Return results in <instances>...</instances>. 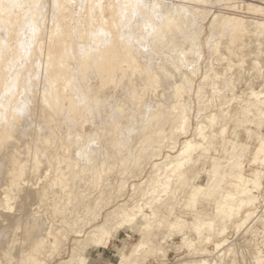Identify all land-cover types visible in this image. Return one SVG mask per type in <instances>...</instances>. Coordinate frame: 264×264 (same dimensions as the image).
<instances>
[{
    "label": "bare ground",
    "instance_id": "obj_1",
    "mask_svg": "<svg viewBox=\"0 0 264 264\" xmlns=\"http://www.w3.org/2000/svg\"><path fill=\"white\" fill-rule=\"evenodd\" d=\"M103 1L105 0H51V10L47 11L45 18L49 27L42 29L37 19L39 14H43L45 1L0 0V264H47L45 256L58 253L69 235L68 230L55 225V222L69 224L73 232H82L83 227H86L85 224L93 222L91 217L99 216L104 203L106 205L111 202L110 200L113 201L111 199L115 191L113 183L116 181L114 167L118 163L116 162L118 155L122 158L119 163L124 164L121 174L129 172L127 179L125 177L117 181L118 198L125 196L126 184L137 172H142V168H146L149 164L150 171L148 170L149 173L143 180L135 182L133 192L130 194L131 201H125L123 198L124 201L109 209L102 222L92 224L85 236L73 239L72 257L90 245L98 246L104 241L111 243L118 229L129 226L139 229L141 233L136 234L138 238L131 245L123 242L120 252L116 254V264H143L146 259L145 256L141 257L143 249L164 256L157 264H168L164 261L165 257L169 255V250H174L177 246L180 248L184 246L187 253L179 255L170 264H264V247L249 245L256 236L264 234V189L259 186L260 179L264 176V169L258 167H264V132L258 133L250 124L245 126L247 138L253 135V143H255L249 151L252 156L250 163L246 164L244 161L247 158H241L240 162L235 163L236 165L227 171L229 181L226 182L228 186L224 185L227 186L225 189L223 186L224 191L212 188L207 190L208 186L204 183L195 182L196 186L191 192L193 200L190 199L189 203L195 207V202L199 200H197L198 195L199 198L209 196L215 199V195L219 194L220 198L215 200H210L211 198L208 197L207 201L213 205V211L200 208L197 213H192L195 216L189 223L180 217L169 222L174 232H180L177 234L181 236V243L171 242L174 233L169 235L166 233L164 237L159 238V242H155L152 238H144L145 233L151 232L154 219L159 217L155 207L162 204L169 208L170 204L167 198L164 200V196L174 198L181 192L180 185L176 186V191H172L173 181L185 179L190 163H196L198 156L206 154L207 149L212 148L213 153H219L222 145L220 143L216 145L215 141L218 130L212 129L218 127L220 123L218 118L228 115V110L225 111L224 103L221 102L223 98L226 99L224 94L218 96L219 103L216 109L209 111L197 121L192 134L185 136L182 142L178 139L180 135L183 136L189 131L192 111L190 94L193 89L197 91L198 97H201L202 81L211 77L212 71L219 70V65L227 60H230V64L225 68L231 72L227 76L228 80L223 78L220 82L226 85L225 82L232 83L234 80L235 75L232 71L235 67H242L238 61L240 56H244L240 51L246 44L237 43L242 40L245 31L257 29L253 25L254 20L237 18V21L241 22L239 26L241 35L235 37V43L227 39L222 46L217 47L216 50L218 53L222 51V55L218 54L211 59L208 57L210 62L207 58L206 72L195 86L194 76H197L200 64L197 63L198 65L195 66V59L190 51L195 50L199 55L196 61L200 59L203 24L199 21V17L200 13H206L205 9L192 10L171 0H111L112 11L109 18L104 15L103 6L99 8L100 14L96 13V9ZM199 1L206 6L215 0ZM76 2L84 12L90 5V10L88 9L90 12L85 16L89 14L87 17L96 24L87 34L83 32L80 38L85 40L84 44H80L83 61L74 73H80V69L87 71L97 64L100 58L104 59L111 46L116 49L115 39L122 40L124 36L129 35L130 29H133L134 34L131 35L137 39L141 48L150 44L154 56L149 58L150 61L167 53V56L171 57L166 60L161 59L163 65L173 64L175 70L179 72L177 73L179 75L175 74L171 81H166V96L160 95V98L155 99L151 97L156 93L154 92L142 97V105L137 100L127 106L126 101L117 104V97L111 98L108 92L97 100L87 99V94L78 93V88H72L75 95L67 96L65 88L60 94L57 86L51 85L59 79V74L54 72V69L56 66L66 69L69 66L62 59L56 62L47 58L50 55L49 50L42 46L41 58L32 62L37 69V73L34 74L41 77L40 85H34L40 96L33 98L34 89L31 88L32 92H28L26 87H22L19 77L23 75L27 77L31 74V69L24 73L22 69L31 59H35L33 54L29 55L32 45L64 41L62 20L67 18L65 13H68V7ZM21 10L24 11L23 20L15 29L14 51L12 56L7 57L5 49L10 44L12 25L17 23ZM61 10L64 13H60L59 18L55 13ZM222 15L214 16L211 28L221 20ZM202 17V19L206 18L205 15ZM82 23L83 18H80L79 24ZM111 26L119 31L118 36L114 35ZM2 32L5 38L1 36ZM41 32L46 34L43 36V41L37 39V35ZM66 33L69 36V33ZM103 44L105 47L102 46ZM209 44L211 47L210 39H208ZM259 48L256 62L264 67V62L261 61L264 47ZM96 51L100 53L99 57L95 54ZM126 52L129 54L128 50ZM122 62L124 60L120 61ZM2 69L7 71L2 74ZM248 70L251 78L250 81L245 80V87L248 85L249 88L255 69ZM66 82L68 83V80ZM210 82L215 85L219 83L214 78H210ZM238 82L240 81L232 83L234 89ZM157 90L155 88V91ZM241 96V94L231 96L230 103L225 104V107L226 105L237 107ZM247 97L253 102L250 106H245V109L259 112V116L263 118L264 85L258 90L251 87ZM132 105L140 107L139 111L133 112ZM101 107L108 110L103 116L99 112ZM203 109H208V105L199 102L197 117ZM219 109H223L222 113ZM241 109L242 106L236 114H239ZM48 116L50 119L47 118ZM249 116L255 117L253 113L248 114L247 119ZM86 123L93 126L89 131H83ZM64 124L66 130L63 128ZM225 130L224 127L220 133ZM100 132L104 134V147L99 144ZM134 133L142 136L132 139L130 136ZM238 137L241 139L240 135ZM239 138L234 137L235 141ZM113 146L116 151L111 148ZM164 146H178V149L174 153L170 151L164 153L159 161L151 162L149 158L147 159L149 155L160 154ZM142 156L146 158L143 159ZM253 164L257 165V168L252 170ZM196 165L199 169V163ZM247 165L248 169L251 168V177L244 174ZM53 167H56V170L61 169V174H53ZM113 171L115 173H112ZM26 179L34 183L26 187L24 182ZM36 180L40 181L37 186ZM218 182L220 183L221 179H218ZM110 185L114 186L109 189ZM251 185L260 188L257 194L251 192L249 188ZM50 187L52 191L48 193ZM82 187L85 189L81 191ZM106 187L109 191L105 190ZM12 193L21 197V205L17 210L12 206ZM96 206L98 209H95ZM216 209H220L221 215L215 220L213 218L216 217ZM186 212L191 214L188 210ZM20 217H22L21 221H13ZM256 217L257 220L250 231L245 232L247 228L245 226ZM157 222L160 223V220ZM233 229L237 236L242 231L243 235L248 233L250 237L244 236V240L240 241L241 239L238 240L236 236L230 240L229 236ZM191 233H194L195 237H192ZM50 236L54 238V242L49 243ZM204 242L212 243L213 247L203 246ZM262 242L264 243V240Z\"/></svg>",
    "mask_w": 264,
    "mask_h": 264
},
{
    "label": "rangeland",
    "instance_id": "obj_2",
    "mask_svg": "<svg viewBox=\"0 0 264 264\" xmlns=\"http://www.w3.org/2000/svg\"><path fill=\"white\" fill-rule=\"evenodd\" d=\"M42 1L46 2V6L42 11L43 14H39L37 23H40V27L43 29V27L45 28L49 27V24H47V20H45V18L47 17V11L51 10L50 7L51 0H42ZM171 1L188 6V8L192 10H195L196 8H201L206 10V13L204 14L200 13L202 16L205 15L206 18L202 19L203 17L201 15L199 17V21L203 24V29L201 31V37H200V40L202 42V45L200 46L202 50L201 51L202 54L199 59L200 61L199 60L196 61V59H198L196 57L199 56L197 52L195 50L190 51L192 54L191 56L195 59L194 60L195 66L200 64L198 65L200 69L198 73H196L197 76L196 77L194 76L195 86L196 84H198L200 79L203 78L206 72L207 68H205V62L207 61L210 62V59L213 56L217 57L218 54L222 55V51H219L218 53V51L216 50L217 47L222 46V44H224V42L227 39H229L232 43H235L236 42L235 37L241 35V31L239 30V26L241 22L237 21V18L240 17L243 19H253L254 20L253 25L256 26L257 28L254 31L252 30L245 31L243 33L244 35L242 40L239 43H237L240 45L245 42L246 44L243 45L240 51L241 53H243L244 56H240L238 61L240 62L242 67L237 68L234 66L235 69L232 71L233 75H235L232 83L233 82L236 83L237 81H240L237 84H235V89L234 87H232V83H230L229 81L224 83L226 85H223V83L220 82V80L223 78L225 80H228L227 76L231 72V70H227L225 68L230 64L229 63L230 60H227V62H225L224 64L219 65V70L212 71L211 77L209 76L202 81L203 93L201 97L200 96L198 97L197 91H195L194 89L190 94L192 100L190 127L187 134H183V136L180 135L178 139L179 142H182V140L186 138L185 136H189L190 134L193 133L194 125H196L198 120L203 118V116H205V114H207L209 111L216 109L219 103L217 99L218 96H220V94H224V96L226 97V99L223 98V101L221 102L222 104L224 103L223 107L225 108V111L228 110V115L221 116L220 118L217 119L218 121H220V123L217 125L218 127L215 126L217 128L211 127L213 128L212 130L215 131L218 130L217 133L215 132L216 133L215 141H216V145L218 143L222 145L221 149H219V153L217 154L213 153L214 151L212 150V148L207 149L206 154H200L198 156L199 159H197L196 163L193 162L190 163L185 179L180 178L178 181H173L172 191H176V186L180 185L179 188L180 189L182 188L180 190L181 192L177 194V196L174 198L173 197L168 198L167 195L164 196L165 198L164 200H166L167 198L170 207L166 208V206H163L162 204L157 205L155 207V211L157 210L159 212V217L154 219V224L151 232L144 234V238H148V239L152 238L155 240V242H159V238L161 236L164 237L166 233L168 235L174 233L171 242L173 241L175 243H181V236L178 235L180 234V232L179 231L174 232L169 222H172V220H176L177 217H180V219H186V222L189 223L193 220V217L195 216L192 213L194 214L197 213L200 208L206 209L208 211H213V205L207 201L209 196L205 198L203 197L199 198L198 195L197 200L198 199L199 200L197 201V203L195 202L196 204L195 207L191 203H189L190 202L189 200L192 199L191 192L196 186L195 182L204 183L205 186H208L207 190H210V188H212L213 190L224 191V189L228 186L226 182L229 181V177H228L229 175H227L228 173L227 171H229V169H232V167H234L238 162H240L241 158H247L244 160L246 161L247 164L250 163V159L252 157L249 154V151L251 150L252 146H254L255 144L253 143L254 136L251 135L249 138H247L248 135L245 131L246 124L253 125L254 127L253 129L257 130L258 133L264 132V117L263 118L260 117L259 112L245 109V106H250V104L253 102V100L247 97L249 91L251 90V87L254 90H258L264 85V67L259 66L258 63L256 62L257 60L256 54L260 50L259 47H264V23H262V21H264V0H215L214 2L211 1V3L206 4V6H204V4L199 0H171ZM111 3H112L111 0L103 1L102 3H100L101 5L98 6V8L96 9V13L99 15L101 12L99 8H102L103 6L104 15L110 18L112 11ZM85 6L86 5L84 4V7ZM88 9L90 10V5L88 8H86V11L84 12V10L80 9V4L77 2L74 3L73 6L68 7L67 9L68 13H65L67 18L62 20V24H63L62 29L65 33L64 41H60L54 44H52L51 42L42 45L39 44L32 45L31 50L29 51V55L31 56L33 54L34 55L33 58L35 59H31L30 62L22 69L23 73L31 69L30 75H27V77L24 75L19 77L22 87L24 86L27 88L28 92H32L31 88L34 89L35 84L40 85L41 83L40 75L36 76L34 74V72L37 73V69L36 66L32 64V62L34 60L38 61L39 58H41L40 47L42 46L45 47V49L47 48L49 50L50 55L47 58H51L56 62L58 61V59H62L64 63L67 66H69V68L67 69L61 68L60 66H56L54 69V72L59 74V79L57 80L58 82L52 83L51 85L52 87L57 86L60 94L63 93V88H65L67 96L75 95V92H73L72 90L78 88L79 89L78 93L81 92L86 93L87 99L92 98L93 100H97L103 98L106 92H108L109 95H111L110 96L111 98L117 97V104H123L126 101L127 106L132 102L135 103L137 100L138 103L142 105L143 104L142 97L144 95H149V94L151 95L154 92H156L155 93L156 95L157 93L159 95L156 96L155 94L154 95L152 94L151 97L155 99L156 98L158 99V97L160 98V95L166 96L167 93L166 81L167 80L171 81L173 76H175V74L179 72L175 70V66L173 64L167 66L165 65L166 67L163 65L161 59L166 60L171 57L170 55L167 56V53L163 54L162 56L159 55L160 57H158V59H154L153 61H150L149 58L154 57L153 54L151 53L152 48L150 44H147L145 47L141 48V46H139L137 39L135 37H132L131 35L134 34L133 29H130V32L128 33L129 35L124 36L122 40L115 39L116 49H114L113 46H111L109 51L105 54L106 57L104 59L100 58L99 61H97V64H95L87 71L80 69L79 70L81 71L80 73H74L75 69L80 68L79 65L83 61L82 59L83 53L82 50L80 49V44H84L85 40L80 38L83 35V32L84 34H87V32L93 29L96 24L94 21H92L91 18L87 17L89 16V14L85 16L86 13L90 12ZM72 12L73 14H71ZM60 13H64V12L61 10V12L58 11L57 13H55V15H57L60 18ZM220 13L223 14L221 20L215 23L211 28L210 27L212 24L211 21L213 20L216 14L221 15ZM23 14L24 11L21 10L17 23L12 25V30H11L12 32L10 33L9 36V38L11 39L10 44L8 45V48L5 49L7 57L12 56V53L14 51V46L16 43L15 29L17 25H19L22 22ZM80 18H83L82 24H79ZM111 28L113 29L114 35L118 36L119 31L115 29L113 26H111ZM66 32L69 33V36L66 35L67 34ZM44 34H45L44 32L39 33L37 35V39L43 41ZM209 35L210 38H208ZM1 36L5 38V34H3V32ZM208 39H210L212 43L211 47L210 44L208 45ZM102 46L105 47V44H103ZM125 49L129 51V54L126 52ZM95 54L98 57L100 55V53H98L97 51ZM47 58H45V60ZM207 58L209 60H207ZM121 60H124V62L120 63ZM261 61L264 62V54L261 57ZM209 62L206 64V67L209 64ZM216 62L219 61L216 60ZM248 69L251 70L255 69V72L252 75L253 81L251 82V84H249V88L248 85L245 87L246 85L245 80L250 81L251 78V74H249ZM6 71L7 70L2 69V74H4ZM210 78L217 79L219 83H217L216 85L211 84ZM66 80H68V83L66 82ZM155 88H157L158 89L157 91L159 92L155 91ZM21 90L22 88L19 89V91ZM239 94L242 95L240 97V101H239L240 104L238 105L239 107L238 106L234 107V105L227 107V105L231 101V96L233 97ZM32 95L33 98L40 96L39 91H36V89H34ZM199 102H201L202 104L206 103L208 105V109H203L199 114V117H197L196 113L198 110ZM105 103H107V101H105ZM225 104H227L226 107ZM233 104L235 103L233 102ZM240 106H242V109L239 114H236V112L240 110ZM139 108L137 105L134 106L133 112H138ZM219 110L220 112L221 110L223 111V109H219ZM105 111L106 113L108 112V110H105V107H101V109H99V112H101V116L104 115ZM250 113H253L255 115V117L249 116V119L254 118L253 120L247 119V115ZM47 118L50 119V116H48ZM92 120H94V118ZM92 127L93 126L91 124L86 123L84 125L83 131L84 130L89 131L90 128ZM224 127L226 128V130L221 134L220 130H222ZM63 128H65V130L67 129L66 124L63 125ZM211 128L208 129L210 133H211ZM99 134L102 135V137L99 135V144L102 147H104V142H105L104 134H101V132ZM239 135L241 136V139L238 137ZM138 136H142V135L134 133L130 137L132 139H137ZM234 137L239 139L235 141ZM65 140L70 141L69 139H65ZM111 148L115 150L114 146ZM163 148L164 149L161 151L160 154H158L157 156L149 155L147 159L149 158L151 162L159 161L166 154V152L170 151L174 153L178 149V146L176 147L164 146ZM234 153L236 155H234ZM143 156L142 158L145 159L146 156L145 157ZM121 159H122L121 156L118 155L116 159V162L118 163L115 166L116 168L114 167V170L116 172L115 175L116 181L115 183H113L115 184L114 197L111 198L113 199V201L110 200L111 202L110 203L108 202L106 205L104 203L105 208L104 206L101 208L102 210H100L99 216L98 215H95L96 217L92 216L91 220H93V222L91 221V223L88 225L85 224L86 227H83L84 230L82 232L80 231L73 232L69 224L55 222V225L68 230L69 235L66 240V243L62 246L61 250L58 253H55V255L53 254V255L45 256V260L47 264H107V263L116 264L117 262L116 254L120 252L122 245H124L123 242L125 241L129 245H131L137 240L138 236L136 234L141 233V231L135 227L125 226V227H121L115 232L114 238L111 243L109 242L107 243V241H104L103 244L98 246L90 245L86 249H83L75 257L71 256L73 239L75 237L85 236L86 232L90 229V226L92 224H97L99 222H102L106 216V213H108L117 203L122 202L124 200L131 201L132 198H130L131 197L130 194L133 192V188L135 187V182L143 180L150 171L149 169L150 164L147 165L146 168L144 167L145 169L142 168V172L138 170L140 173L137 172L135 174V177L131 178L129 182L126 184V189H127L126 193H125L126 189L124 188L125 196L118 198L117 196L118 191L116 190L118 184L117 181H119L118 179L121 180V178H125V177H126L125 179H127L129 173L128 171H126V173L121 174V168L124 167L123 166L124 164L119 163ZM50 160L52 161V163L56 164L54 160L52 159ZM198 163H199V169H201V171L197 168L196 164ZM248 167L249 166L247 165V170L244 169V174L246 176L251 177L252 175L251 168L248 169ZM258 167L259 169H264V167L261 166ZM256 168L257 165L253 164L252 170ZM56 169H57L56 167H53L52 173L61 174V169L60 170L59 169L56 170ZM115 172L113 171L112 173ZM198 176H200V178H197ZM263 178L264 176L261 177L260 179L261 184L259 185L261 186L262 189H264ZM218 179H221L220 183L218 182ZM27 180L28 179L24 181L26 187L34 183V182L33 183L29 182L30 180L29 181ZM38 182L40 181H37L36 186L40 184V183L38 184ZM111 186L113 187L114 185H110L109 189L112 188ZM223 186L224 189H222ZM84 187H88V186L84 185ZM84 187H82L80 190L82 191V189H85ZM249 188L252 190L251 192L254 194H257V190L260 189L255 185H251ZM107 189L108 188L106 187L105 190ZM51 191L52 189L50 187L48 189V193H51ZM12 196H13L12 206H14L15 209L17 210V208H19L21 205V197L13 193ZM220 196L219 194H216L215 199L220 198ZM123 198L125 199L122 200ZM209 198H211L210 200H215L212 197ZM95 209H98V207L96 206ZM186 210H188V212L190 211L191 214L187 213ZM216 211H217L216 217L213 218V215L211 216V218L215 220L219 215H221V213L219 214L220 209H216ZM93 217H95V219H93ZM21 220L22 217L13 221H21ZM159 220L160 223L157 222ZM256 220L257 217L254 218L249 224H247V226H245L247 227L245 229V232L250 231V228L252 227V225L255 223ZM257 225L260 227L259 224ZM242 233H243L242 231L239 232V236H237L235 229H233L232 234L231 236H229V238L230 240H233L237 236L238 240L241 239L240 241H243L244 240L243 238H245L244 236H246V238L250 237L248 233L247 235H243ZM191 235L192 237H195L194 233H191ZM262 235L264 234H259L258 236H256V239H253L249 243L250 247H255V245H260V247L263 248L264 243L262 242V240H264V237ZM48 239L50 240L49 243L54 242V238L52 236H50ZM203 246H210L211 248L213 247L212 243H208V242L207 243L204 242ZM168 253L169 255L165 257L164 261L170 264L171 262H174L179 255L181 254L186 255L187 251L184 248V246H182L181 248L180 246H177L176 249L169 250ZM144 256L146 257V259L143 262V264H157V262L161 258H164V256L161 255L160 253H156L155 251H149V250L146 251L145 249H143L141 257L144 258ZM142 258H139V260L140 259L142 260Z\"/></svg>",
    "mask_w": 264,
    "mask_h": 264
}]
</instances>
